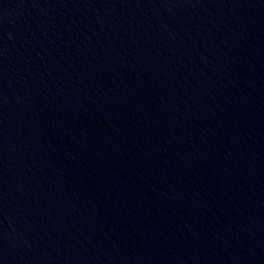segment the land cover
<instances>
[{
	"label": "water",
	"instance_id": "obj_1",
	"mask_svg": "<svg viewBox=\"0 0 264 264\" xmlns=\"http://www.w3.org/2000/svg\"><path fill=\"white\" fill-rule=\"evenodd\" d=\"M0 264H264V0H0Z\"/></svg>",
	"mask_w": 264,
	"mask_h": 264
}]
</instances>
